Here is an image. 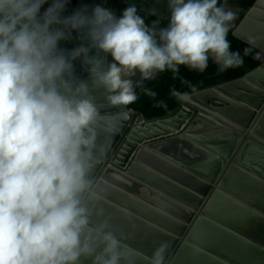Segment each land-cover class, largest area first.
<instances>
[{
  "label": "clouds",
  "instance_id": "1",
  "mask_svg": "<svg viewBox=\"0 0 264 264\" xmlns=\"http://www.w3.org/2000/svg\"><path fill=\"white\" fill-rule=\"evenodd\" d=\"M69 1L51 0L43 10L48 0H0V264L127 261L100 206L104 189L99 177L93 178L105 151L100 133L116 130L114 122L101 123L97 91H103L108 105H127L131 114L111 152L116 156L132 134L158 136L159 124L170 135L183 132L189 122L177 127L182 99L244 77L262 62L200 89L182 81L191 91L173 90L176 105L148 118L131 105L143 91L156 96L151 89L137 94L141 81L167 71L175 79L180 66L204 72L210 59L221 70L242 66L243 57L231 50L227 36L254 3L244 11L227 0H168L170 17L162 27L163 18L148 22L135 5L121 17L100 5L89 11L86 4L64 16ZM73 32L78 45L68 50L60 44L73 41ZM76 60L88 72L87 80L75 75ZM137 72L140 81L131 79ZM141 145L130 152V162ZM168 248V242L158 245L151 264H164Z\"/></svg>",
  "mask_w": 264,
  "mask_h": 264
},
{
  "label": "water",
  "instance_id": "2",
  "mask_svg": "<svg viewBox=\"0 0 264 264\" xmlns=\"http://www.w3.org/2000/svg\"><path fill=\"white\" fill-rule=\"evenodd\" d=\"M75 1H69L64 16ZM86 5L89 11L100 5L117 17L129 5L170 17L168 0H93ZM233 33L255 47L262 62L244 77L208 90L259 111L244 115L242 122L198 98L208 90L192 93L190 100L182 99L184 110L177 118V127L189 122L183 132L170 135L159 124L157 134L163 135L132 134L113 156L131 114L127 105H108L102 90L95 93L102 125L114 122L116 130L100 133L105 151L93 178L107 186L100 206L127 251L124 264H151L162 242L169 244L164 264H264V0L254 2ZM73 63L75 75L87 80L80 61ZM131 79L140 81V74ZM148 81L140 82L137 94ZM138 142L142 145L130 162ZM156 214L170 220L167 227Z\"/></svg>",
  "mask_w": 264,
  "mask_h": 264
},
{
  "label": "trees",
  "instance_id": "3",
  "mask_svg": "<svg viewBox=\"0 0 264 264\" xmlns=\"http://www.w3.org/2000/svg\"><path fill=\"white\" fill-rule=\"evenodd\" d=\"M255 0H227V5H241L242 9L247 10ZM92 2V0H77L71 6V9L67 15H70L75 9L79 8L81 5ZM223 2V0H221ZM67 9V6H66ZM139 14L144 16L146 21L151 22L152 20L157 19L158 17L152 14L147 13L146 11L139 9ZM64 14V13H63ZM168 19H161V26H166ZM73 41L71 42H62L60 45L68 50L76 47L78 41L75 39L77 33L73 32ZM227 39L230 41L231 50L239 51L243 57L242 66L229 68L225 73L216 76L217 65L213 63V60H209L208 67L204 72L189 70L186 66H180L179 76L173 78V74L170 71H167L164 75L159 76L155 79L150 80L144 89H151L156 93L155 98H152L143 93L138 96L136 102L131 105L136 108L138 111L142 112L148 118H154L160 115L165 114L168 110L173 108L176 105V98L172 96L173 90H179L181 92L191 91L188 83H183L182 81H188L192 85H196L197 89L203 88L205 86L214 84L222 80H230L236 77L243 75L246 72L247 68H253L260 63V59L257 56V51L248 43L239 39L233 34V31L229 29ZM246 48H251V52L248 55L244 54ZM163 102L160 106L158 102Z\"/></svg>",
  "mask_w": 264,
  "mask_h": 264
},
{
  "label": "bare ground",
  "instance_id": "4",
  "mask_svg": "<svg viewBox=\"0 0 264 264\" xmlns=\"http://www.w3.org/2000/svg\"><path fill=\"white\" fill-rule=\"evenodd\" d=\"M198 98L201 99L203 102L207 103L208 105H215L216 108L240 122H242L244 115L250 116L255 112H259L257 111V109L251 108L250 106L241 101H236L232 99L227 95V93L223 94L215 90H208L202 92L201 94H199ZM165 124L169 127H172V124H170L169 122H166ZM102 188L104 189V192L107 190V186L105 185L102 186ZM156 218L160 223H162L166 227L168 226V223L170 221L168 218L160 214H156Z\"/></svg>",
  "mask_w": 264,
  "mask_h": 264
},
{
  "label": "crops",
  "instance_id": "5",
  "mask_svg": "<svg viewBox=\"0 0 264 264\" xmlns=\"http://www.w3.org/2000/svg\"><path fill=\"white\" fill-rule=\"evenodd\" d=\"M213 63H215L214 61H213ZM216 64V63H215ZM217 65V72H216V76H218V75H221V74H223V73H225L228 69H226V70H221V68H220V66L218 65V64H216Z\"/></svg>",
  "mask_w": 264,
  "mask_h": 264
}]
</instances>
